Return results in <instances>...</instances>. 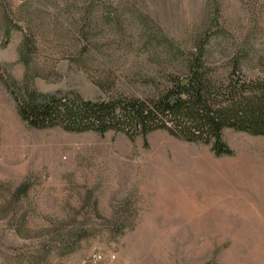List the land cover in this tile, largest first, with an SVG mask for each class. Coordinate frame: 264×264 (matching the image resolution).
I'll return each mask as SVG.
<instances>
[{"label": "rangeland", "instance_id": "374dc122", "mask_svg": "<svg viewBox=\"0 0 264 264\" xmlns=\"http://www.w3.org/2000/svg\"><path fill=\"white\" fill-rule=\"evenodd\" d=\"M7 2L22 29L0 37V74L22 77L30 35L44 93L141 97L137 71L197 41L264 77V0ZM223 136L232 156L164 131L34 129L0 83V264H264V137Z\"/></svg>", "mask_w": 264, "mask_h": 264}, {"label": "trees", "instance_id": "16d2710c", "mask_svg": "<svg viewBox=\"0 0 264 264\" xmlns=\"http://www.w3.org/2000/svg\"><path fill=\"white\" fill-rule=\"evenodd\" d=\"M21 26L17 9L0 0L3 46ZM199 42L191 47L169 46L163 53L165 62L137 71L139 75L145 72L141 77L149 94L114 93L108 99L91 100L77 91L44 93L34 87L33 78L41 75L39 69L32 73L31 62L39 49L36 41L24 34L17 60L23 75L16 79L1 73L0 83L20 120L34 129L94 132L102 137L115 132L145 140L164 131L185 142L210 145L217 157L232 156L233 150L224 140L225 130L264 137V77L242 64L247 53L218 54ZM112 72L109 70L108 76ZM108 86L112 89L114 82Z\"/></svg>", "mask_w": 264, "mask_h": 264}, {"label": "bare ground", "instance_id": "6f19581e", "mask_svg": "<svg viewBox=\"0 0 264 264\" xmlns=\"http://www.w3.org/2000/svg\"><path fill=\"white\" fill-rule=\"evenodd\" d=\"M245 164V163H244ZM247 164H249V163H247ZM246 164V165H247ZM250 165V164H249ZM255 166V165H254ZM238 167V166H237ZM246 168H247V166H246ZM246 168H244V169H246ZM248 169V171H251V173H253L254 172V169L252 170V168L249 170V168H247ZM240 170V169H239ZM238 171V170H237ZM220 172H222L221 170H220ZM243 172V171H242ZM244 174V173H243ZM249 174V173H248ZM257 174H259V173H257ZM253 175V174H252ZM253 177V176H252ZM261 208H262V206H261ZM261 211V210H260ZM262 212H264V210L263 211H261V213ZM259 221V220H258Z\"/></svg>", "mask_w": 264, "mask_h": 264}]
</instances>
